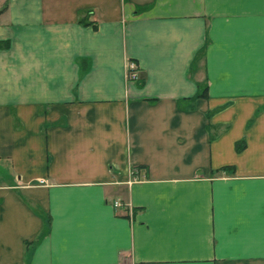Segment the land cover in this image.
Segmentation results:
<instances>
[{"label":"crops","instance_id":"0c3cea01","mask_svg":"<svg viewBox=\"0 0 264 264\" xmlns=\"http://www.w3.org/2000/svg\"><path fill=\"white\" fill-rule=\"evenodd\" d=\"M0 264H264V0H0Z\"/></svg>","mask_w":264,"mask_h":264},{"label":"built area","instance_id":"2783aa9c","mask_svg":"<svg viewBox=\"0 0 264 264\" xmlns=\"http://www.w3.org/2000/svg\"><path fill=\"white\" fill-rule=\"evenodd\" d=\"M125 78L127 81H136L138 79V71H137L134 63H132V62L127 63ZM113 206L118 207L119 204L115 202Z\"/></svg>","mask_w":264,"mask_h":264},{"label":"trees","instance_id":"16d2710c","mask_svg":"<svg viewBox=\"0 0 264 264\" xmlns=\"http://www.w3.org/2000/svg\"><path fill=\"white\" fill-rule=\"evenodd\" d=\"M200 96H204V94H200Z\"/></svg>","mask_w":264,"mask_h":264},{"label":"rangeland","instance_id":"374dc122","mask_svg":"<svg viewBox=\"0 0 264 264\" xmlns=\"http://www.w3.org/2000/svg\"><path fill=\"white\" fill-rule=\"evenodd\" d=\"M134 180H137V178L134 177Z\"/></svg>","mask_w":264,"mask_h":264}]
</instances>
